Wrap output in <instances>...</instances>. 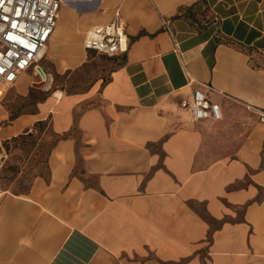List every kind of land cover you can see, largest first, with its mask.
I'll return each mask as SVG.
<instances>
[{
  "label": "crops",
  "instance_id": "1",
  "mask_svg": "<svg viewBox=\"0 0 264 264\" xmlns=\"http://www.w3.org/2000/svg\"><path fill=\"white\" fill-rule=\"evenodd\" d=\"M117 9L129 48L106 81L0 107L4 134L48 118L66 133L46 176L0 195V264H264V120L248 106L264 109V0H68L43 57L87 63L88 30ZM198 81L227 93H211L220 119L180 109Z\"/></svg>",
  "mask_w": 264,
  "mask_h": 264
},
{
  "label": "built area",
  "instance_id": "2",
  "mask_svg": "<svg viewBox=\"0 0 264 264\" xmlns=\"http://www.w3.org/2000/svg\"><path fill=\"white\" fill-rule=\"evenodd\" d=\"M67 1L0 0V91L12 87L30 69L34 73L38 72L39 61L57 26L60 9ZM162 26L170 34L178 51L179 41L168 17L162 16ZM84 47L108 56H114L129 48V37L119 9L115 11L111 22L93 26L88 30ZM192 81L194 78L190 77V82ZM198 82L203 89L195 88L191 95L180 98V109L195 121L220 119L223 116L221 104L212 99L211 93H227L211 82ZM248 106L256 109L261 120H264V109ZM5 153L4 139L0 137V167Z\"/></svg>",
  "mask_w": 264,
  "mask_h": 264
},
{
  "label": "rangeland",
  "instance_id": "3",
  "mask_svg": "<svg viewBox=\"0 0 264 264\" xmlns=\"http://www.w3.org/2000/svg\"><path fill=\"white\" fill-rule=\"evenodd\" d=\"M46 59V57L40 59L39 66L46 73L52 74L49 87L46 88L44 85L39 84L45 81L39 68L37 73L32 72V69H30L27 76L31 83L29 97L15 95L14 86L3 88L0 91V107L8 104L7 106L11 108L12 116L26 110H35L39 99L45 98L47 94L57 89L69 93L83 92L96 80L102 79L106 81L114 66V64L109 62L110 56L96 51L89 57L87 63L83 64L82 62L67 69L62 68L60 72L55 71ZM85 106L87 104L81 105V108ZM10 122V119H0V137L4 138L6 148L0 167V188L2 193L21 194L30 188L35 176L47 175L48 153L62 133H56L53 130L50 118H48L19 133L4 134L3 129Z\"/></svg>",
  "mask_w": 264,
  "mask_h": 264
},
{
  "label": "water",
  "instance_id": "4",
  "mask_svg": "<svg viewBox=\"0 0 264 264\" xmlns=\"http://www.w3.org/2000/svg\"><path fill=\"white\" fill-rule=\"evenodd\" d=\"M41 72H42V77L43 79L45 80L44 83H39L40 85H44L46 88L49 87L50 85V81H51V78H52V74L51 73H46L41 66L38 67Z\"/></svg>",
  "mask_w": 264,
  "mask_h": 264
},
{
  "label": "trees",
  "instance_id": "5",
  "mask_svg": "<svg viewBox=\"0 0 264 264\" xmlns=\"http://www.w3.org/2000/svg\"><path fill=\"white\" fill-rule=\"evenodd\" d=\"M39 122H41V121H39ZM64 135H66V133H65V134H61V135H59V137L64 136ZM59 137H58V138H59Z\"/></svg>",
  "mask_w": 264,
  "mask_h": 264
},
{
  "label": "bare ground",
  "instance_id": "6",
  "mask_svg": "<svg viewBox=\"0 0 264 264\" xmlns=\"http://www.w3.org/2000/svg\"><path fill=\"white\" fill-rule=\"evenodd\" d=\"M61 16V15H60ZM48 48V47H47ZM47 50V49H46Z\"/></svg>",
  "mask_w": 264,
  "mask_h": 264
}]
</instances>
